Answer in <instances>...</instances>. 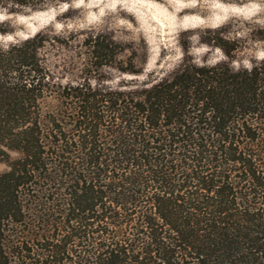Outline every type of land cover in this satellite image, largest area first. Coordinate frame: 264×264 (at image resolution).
I'll use <instances>...</instances> for the list:
<instances>
[{"label": "trees", "instance_id": "1", "mask_svg": "<svg viewBox=\"0 0 264 264\" xmlns=\"http://www.w3.org/2000/svg\"><path fill=\"white\" fill-rule=\"evenodd\" d=\"M79 35L0 43V264H264V27L207 29L218 60L188 37L169 71Z\"/></svg>", "mask_w": 264, "mask_h": 264}, {"label": "rangeland", "instance_id": "2", "mask_svg": "<svg viewBox=\"0 0 264 264\" xmlns=\"http://www.w3.org/2000/svg\"><path fill=\"white\" fill-rule=\"evenodd\" d=\"M1 22H6L5 28L12 30L7 35L0 34V43L5 45L50 27L55 33L79 32L81 40L89 30L104 29L114 31L121 43L134 41L138 46L143 38L149 54L146 71H169L180 61V43L188 37H192L194 55L208 54L211 59L218 60L221 58L218 50L202 47L199 43V37L205 35L207 29L227 25L230 36L245 37L264 27V0H73L34 14L0 11ZM263 46L261 43L255 45L257 54L263 55ZM162 52L164 57H161ZM4 168L0 165V171Z\"/></svg>", "mask_w": 264, "mask_h": 264}, {"label": "water", "instance_id": "3", "mask_svg": "<svg viewBox=\"0 0 264 264\" xmlns=\"http://www.w3.org/2000/svg\"><path fill=\"white\" fill-rule=\"evenodd\" d=\"M62 3H70V2H62ZM51 8H52V7H51ZM51 8H50V9H51ZM48 10H49V9H48ZM45 11H47V10H45ZM37 12H42V11H32L31 13L34 14V13H37Z\"/></svg>", "mask_w": 264, "mask_h": 264}]
</instances>
